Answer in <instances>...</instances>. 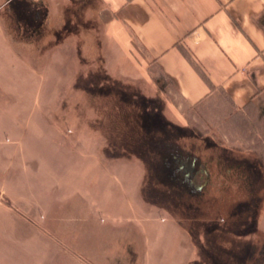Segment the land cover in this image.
Listing matches in <instances>:
<instances>
[{"label": "rangeland", "instance_id": "374dc122", "mask_svg": "<svg viewBox=\"0 0 264 264\" xmlns=\"http://www.w3.org/2000/svg\"><path fill=\"white\" fill-rule=\"evenodd\" d=\"M3 1L0 0V25L4 29V36L0 35V90L3 89V94L0 92V264H110L114 258H116L115 264L131 263L132 259H125L127 255L125 247L130 242L117 241L116 238L119 236L113 238L108 228L104 231L102 228L101 232L97 233L95 241L93 238L89 239L92 242H89L87 252L92 256L99 254L98 248L104 243L103 246L105 245L108 252L100 254L99 257L86 258L78 255L74 250L77 249V244L73 242L74 247H68L65 242L71 243L73 235L80 233L81 230L76 226L77 220L73 218L76 211H66L61 225L62 221L58 217L55 219L47 217L40 207H35L26 214L14 210L15 205L10 196L20 195L23 188H27L26 194L29 189L28 195L31 196V187L38 190V185H48L49 173L58 172L60 162L66 157L61 145L64 142L69 145V156L75 159L79 154V151H76L78 148H83L84 152L89 154L87 156L96 150L93 162L83 163L84 157L79 156L78 159L81 161H76L73 171V177L79 175L78 180L81 181L83 176L87 178L88 172L95 174L96 190L101 203L100 208L94 211L96 223L109 222L112 214L125 206L123 205L125 201L130 205H136L135 200L139 198L138 200L143 203L153 202L160 204L162 208L167 207L166 212L156 213L150 210L149 214L155 216L157 224L168 223L170 219L167 212H169L170 215L182 220L185 219V215L195 219L201 217L200 220L208 224H215L223 219L226 225H234L237 221L241 223V219L245 217V223L251 222V226H254L255 213L249 218V212L244 210L245 207L240 208L241 206L237 205L249 202L250 195L246 191L254 184L253 181L252 183L247 181L246 175L252 172L253 166L258 163L241 161L244 165L230 167L233 170L230 172L226 166L223 167L221 161L225 151L220 143L243 141L245 137L242 130L239 131L235 126L236 123L233 128H226L220 118L205 113V108L182 107L180 110L183 111L180 115L174 114L164 100L166 94H160L162 97L158 96L160 89L157 86L161 83L153 82L152 86L151 82L145 83L138 79L136 82L132 81V85H127L124 83L125 79L110 73L108 67L103 64L107 57L104 58L102 50L98 49L99 45L96 44L98 41L100 44L102 22L98 21L96 12L88 8L95 5L94 0L85 2L74 0V5L66 12L65 20L59 13L60 7H57L54 16L47 18L46 21L43 18L45 17L43 10L40 14L41 18L35 13V17H39L36 18L37 20L33 18V23L37 25L35 28L29 25L31 19L28 15L33 13L30 10L31 0L19 2L20 5L13 3L14 0L6 3H2ZM13 4L17 6L15 9ZM66 20L70 21L74 31L67 37L64 28L68 23ZM78 22H84L88 31L79 34ZM63 37L70 41L68 43L73 45L74 49L57 48ZM82 39L85 43L83 47ZM51 45L55 46L39 52L40 49ZM76 46L79 48L77 49ZM13 47L17 52L28 53V56L43 53L37 55V62L30 64L32 68L35 65L32 70H39V66L42 65L44 71L34 73L30 70L27 60L20 61L15 57ZM33 48L37 49L33 50ZM77 54L82 59L78 62L73 60ZM63 57L71 58L61 63L59 59ZM54 61L56 64L50 65V62ZM47 74H50L49 78ZM127 88L140 91L149 97L138 95L131 98ZM169 93L174 98L173 101L179 100L171 90ZM147 110L155 111L159 118L164 120L165 125L180 128L170 134L168 140L182 143L200 157H203L202 154L207 156L201 159L208 170L203 174L202 181L206 177L208 179L201 192L194 193L180 189L178 185L172 184L167 179L159 178L161 174L154 172L155 176H152L143 168L145 166L142 161L149 165L151 163V160L146 161L147 158L148 161L151 159L148 155L159 156V159L162 156L160 153L156 154L154 151L158 148L152 146L163 135V131L157 130L152 124L149 128L146 124L150 122L149 117L145 121L142 120L140 113H147ZM52 124H58L63 129L55 128ZM246 131L248 141H251L254 133L252 127ZM52 141L60 144L51 145ZM145 144L151 148L147 149ZM133 152L143 160L135 157ZM98 153L102 162L96 159ZM126 159L135 165L129 169L126 180H121L126 186L122 190L121 182L119 183L120 176H115L116 181L111 174H106L103 165L109 166L107 167L109 169L114 168L115 171L119 169V164L124 165L127 162ZM222 159L224 161L226 157ZM186 163L188 164V160ZM151 164L155 166L156 163ZM250 165H253L252 168ZM78 180L74 179L72 185L77 187ZM139 181H141L140 185L137 184ZM256 186L258 188L264 186L263 177L258 179ZM133 190L135 193H132ZM256 191H259L258 196L264 198L262 189ZM174 201L181 202L182 207L186 206L187 213L174 212L172 206ZM110 202L113 203L109 210L106 206ZM2 203L9 205L11 209L5 208L6 210L3 211ZM149 203L146 204L151 207ZM13 211L19 214L12 215ZM134 211L132 214L128 212L132 218V221H127L128 225L135 226L137 218L142 220L146 218V213L141 209ZM192 211L198 216L192 215ZM259 224L264 228L263 216H259ZM135 227L140 229L141 226ZM133 233L138 232L135 230ZM218 236L214 239V246L217 247L218 243H228V252L231 256L224 258V262L235 264L233 262L235 259L231 257L237 251H241L243 243H232V237H228L229 241L226 242V237H221L222 239L219 240ZM188 237L191 240L189 239L185 244L187 251H192V256L196 257L198 243L196 239L189 235ZM133 244L135 243L132 242ZM250 252L254 255L257 251L255 249ZM196 260L198 261L194 264H198L199 259ZM246 260L244 264H254L252 258Z\"/></svg>", "mask_w": 264, "mask_h": 264}, {"label": "crops", "instance_id": "0c3cea01", "mask_svg": "<svg viewBox=\"0 0 264 264\" xmlns=\"http://www.w3.org/2000/svg\"><path fill=\"white\" fill-rule=\"evenodd\" d=\"M7 1L9 0H4L2 3ZM22 1L26 2L25 0L12 2L19 3ZM73 1L31 0L30 10L33 13H29V18L31 20L39 18L43 10L45 12L43 18L46 21L47 18L54 16L55 9L60 7L59 13L65 20L68 8L74 5ZM76 1L85 2L87 0ZM94 1L95 5L88 8L94 10L98 16V21L102 22L100 44L99 41L96 44L98 43V49L102 50L104 58L107 57L103 64L108 67L109 72L125 79L124 83L127 85H132V81L136 82L138 79L145 83L151 82L152 86L153 82L155 84L161 83L157 86L160 89H158V93L160 92L158 96L162 97L160 94H168L165 95L166 99L164 100L167 106L172 108L174 114L180 115L183 111L180 110L182 107L185 109L205 108V113L220 118L222 125H226V128H233L234 123H236L235 126L239 131L242 130L245 137H243V141H234L236 145L233 141L220 143L225 151L221 157L223 167L226 166V169L231 172L233 170L230 167L244 165V161L257 162L258 164L253 166L252 172L247 169L250 173L246 175V178H264V173L262 174L264 172V0ZM16 7L13 4V8ZM35 13H38L39 17H35ZM69 22L64 27L67 31L66 37L69 33L74 32ZM78 26L80 28L79 34L88 31L84 22H78ZM0 35L4 36V29L1 25ZM66 37L61 39L57 48L74 49ZM83 41L82 39V47L85 45ZM54 46L42 48L39 52L43 49H52ZM13 49L15 57L20 61H28L27 65H29L30 70L35 68V65L32 68L30 63L37 62V55L43 54L37 53L28 56L26 52H17L14 47ZM36 49L33 48V50ZM100 57L102 58V56ZM70 58L66 57L65 59L63 57L59 60L64 63ZM73 60L78 62L82 59L77 54ZM51 64H56V61L50 62ZM39 67V70L32 71L34 73L44 71L42 65ZM49 75L47 74L48 78ZM127 89L129 92L127 94L131 98L138 95L149 97L140 91ZM2 90L0 92L3 94ZM170 90L179 99L178 101H173L174 98L170 95ZM151 113L154 114L155 111L147 110L146 114L150 115ZM149 120L147 126L150 128L153 121ZM161 121L164 122L163 119ZM57 125L52 124L55 128L63 129ZM250 127L254 133L251 141H248L246 130ZM52 143L54 145L60 144L55 141H52L51 145ZM61 145L67 159L65 160L66 157L64 156L58 172L49 173L47 177L49 184L38 185V190L31 187V196L28 195L29 189L26 194L27 188H23L19 193L20 195L14 196L13 194L9 198L16 206H14V210L16 209L19 213L26 214L35 207H40L47 217L51 219L58 217L62 221L61 225H63L66 211H76L73 218L77 220L76 226L81 229L79 230L80 233L73 235L71 243L70 241L67 243L63 239L62 241L71 248L74 247L72 242L76 243L77 249L74 250L77 251L78 255L93 258L101 256L102 253H107L105 245L103 246L104 243L99 246L100 251L96 256L89 254L87 247L90 246L89 242H92L89 240L90 238L96 239L97 233L101 232L102 228L103 231L108 228L113 238L119 236L116 238L117 241L130 242L125 247L127 253L125 259H132V261L124 264H194L198 261L196 259H199L198 264H225L224 258L231 256L228 252L229 245L228 243H218L215 247L214 239L218 235L219 240L222 239L221 237H232V243H243L241 251L234 249L237 253L231 258L235 259L233 261L235 264H244L243 262L247 261L246 258H252L254 264H264V228L259 224V216H263L264 222V198L258 196L259 191H256L262 189L260 192L264 194V186L260 188L256 186L257 184L252 188L249 186L246 193L250 195V200L248 203L240 205V208L245 207L244 210H252L249 218L255 213L256 223L254 226H251V222L245 223V217L241 219V223L237 221L234 225H226L222 221L223 219L215 222V224H208L200 220L201 217L195 219L190 215H185V219L182 220L170 215L169 212H167L170 219L168 223L157 224L155 223V216L149 214L150 210L156 213L159 211L166 212L167 207L163 206L164 208H162L158 203L144 202L152 205L150 207L148 204L144 205L142 201L138 200L139 198L135 200L136 205H130L126 201L125 204L120 203L125 206L112 214L109 222L96 223L94 211L100 208L101 203L96 190L95 174L88 172L87 178L82 177L83 181L78 180L79 175L73 177L74 164L76 161H81L78 157H84L83 163L93 162L96 150L90 157L87 156L89 154H86L83 148H78L76 151H79V154L75 159L69 156V145L66 142ZM146 147L147 149L148 147L151 148L150 146ZM154 152L158 155L161 154L160 150ZM133 154L141 161L143 160L136 153L133 152ZM148 156L151 159L148 161L147 158L146 161L150 162L151 160V163L156 164L152 166L151 163L149 165L142 161L145 166L143 168L147 169L148 174L152 176H155L154 172L161 174L162 159H159V156ZM225 157L224 162L222 158ZM96 159L98 162H102L99 153ZM126 160L127 162L124 165L119 164V169L115 171L114 168L109 169L107 168L109 166L103 165L106 174H111L114 179H116L115 176H120L119 183L122 179L125 181L129 169L135 165L129 159ZM136 165L138 166V164ZM123 166L125 167L123 168ZM142 178L143 176L140 177V180ZM74 179L79 182L76 184L77 187L72 185ZM122 184L121 182L123 190L126 186ZM137 184L140 185L141 181ZM132 193H135L134 190ZM252 196H257L258 199L251 202ZM111 203L113 202L108 203L107 209L111 208ZM2 205L3 211L11 209L9 205L4 203ZM172 206L176 213H187L188 208L182 207L181 202L174 201ZM138 209L146 213V218L143 220L137 218L141 222L137 221L135 226L140 225V229L133 226L134 224L128 225L127 222L132 219L128 212L132 214L135 212L134 210ZM18 212L13 211L12 215H18ZM190 212L188 213L190 214ZM195 213L191 214L198 216ZM51 219L48 220L51 221ZM135 230L138 233H133ZM187 233L198 243L196 257L192 256V251H187L188 248L185 244L189 239L191 240ZM226 238V242L229 241V238ZM131 241L135 244L132 245ZM255 249L257 252L253 255L250 251ZM115 259L114 261H116ZM114 261L112 259L110 264H115ZM94 263L96 262L94 261Z\"/></svg>", "mask_w": 264, "mask_h": 264}, {"label": "flooded vegetation", "instance_id": "af4514ba", "mask_svg": "<svg viewBox=\"0 0 264 264\" xmlns=\"http://www.w3.org/2000/svg\"><path fill=\"white\" fill-rule=\"evenodd\" d=\"M29 18V15H28ZM33 20L29 22L30 25H32ZM37 26L35 23H33V26L35 28ZM150 119L153 121V125L160 130H162L164 133H166L167 136H170L169 134L175 133V131L178 128L177 126H166L165 123H163L161 118L158 117L157 113L150 114ZM158 117V118H157ZM163 141V140H158ZM168 141V140H167ZM165 152V151H164ZM162 155V167L160 169L161 175L163 179H167V181L171 182L174 185H178V187L181 189L189 190L190 192L199 193L202 191L203 185L207 182V177L203 179V174H206L208 172L205 163L202 162V158L196 155V157H189L191 159L189 162L190 164L186 166L187 163H183L185 161L182 159V162L179 161V157L177 153H175V150L172 149L171 153L166 155ZM253 165H250V168H252ZM247 181L249 183H252L255 186V183H258V178H247ZM253 185L251 186V188ZM251 202H254V199H258L257 196L251 197ZM245 202L238 203V205L244 204ZM246 211L249 212V214L252 212L250 209H246ZM244 213V212H243Z\"/></svg>", "mask_w": 264, "mask_h": 264}, {"label": "trees", "instance_id": "16d2710c", "mask_svg": "<svg viewBox=\"0 0 264 264\" xmlns=\"http://www.w3.org/2000/svg\"><path fill=\"white\" fill-rule=\"evenodd\" d=\"M140 114L142 116L143 121H145V119L150 116L149 114H146V113L144 114L142 112ZM146 124H148V123H146ZM169 126H171V125H169ZM172 126H174V125H172ZM156 129L159 130L158 127ZM167 137L168 136L166 135V133L163 132V135L160 136V138H159V140H163V141H159V142H156L154 144V146H156L158 148V150L161 151V154L165 155L164 153H166V155H168L169 153H171V150L174 149L175 153H177L178 156L181 157V158H179L180 162H182V159L185 160V161H183V163H186V161L188 160V164H186V166H188L190 164L189 161L191 160L188 158V156L189 157H196V155L199 156L198 153H192L191 148L185 147L182 143L175 142L174 140H168Z\"/></svg>", "mask_w": 264, "mask_h": 264}]
</instances>
